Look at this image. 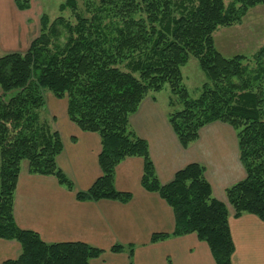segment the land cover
Instances as JSON below:
<instances>
[{"label": "trees", "instance_id": "obj_1", "mask_svg": "<svg viewBox=\"0 0 264 264\" xmlns=\"http://www.w3.org/2000/svg\"><path fill=\"white\" fill-rule=\"evenodd\" d=\"M32 1L14 0L18 10ZM65 0L76 22L44 13L40 32L26 52L0 58V239L16 241L22 252L3 264H91L103 251L85 243H46L34 231L18 227L14 197L23 162L29 173L55 177L74 191L58 166L64 146L58 131L41 112L45 93L68 101V117L80 130L101 137V177L78 201L113 200L127 204L132 194L115 186L117 167L128 158L144 161L142 187L158 194L173 210L172 234H154L158 243L171 236L196 234L210 247L216 264H233L236 247L227 204L213 196L204 166L193 163L161 184L148 142L130 129V117L151 93L166 85L183 105L169 122L183 148L200 138L208 125L221 122L237 133L246 178L226 190L235 218L245 214L264 222V91H254L264 78V46L258 67L248 76L246 58L224 57L214 34L242 22L264 0ZM62 38L65 41H62ZM198 61L209 83L192 99L182 68ZM114 246L112 252L122 253ZM133 250L130 249V252Z\"/></svg>", "mask_w": 264, "mask_h": 264}, {"label": "crops", "instance_id": "obj_2", "mask_svg": "<svg viewBox=\"0 0 264 264\" xmlns=\"http://www.w3.org/2000/svg\"><path fill=\"white\" fill-rule=\"evenodd\" d=\"M8 9L2 39L10 47L16 39L17 46L20 44L26 52L39 33L27 44V21L18 13L30 9L20 11L16 5ZM161 106L156 93L150 94L130 117V129L148 142L160 183H170L190 164L204 166L213 196L229 207L236 247L233 264H264V222L251 214L235 218L226 196L228 188L246 178L235 132L228 125L211 124L201 130L198 141L183 148L170 125L168 110ZM47 107L64 146L58 166L73 182L74 191L60 186L55 177L30 174L28 162H23L14 197L19 228L38 233L46 243H85L102 250L101 257L91 264H216L209 245L196 234L151 242L154 234L174 232L175 217L158 194L142 187L141 158H128L116 169V189L132 194L130 202L78 201L76 194L88 191L102 175L101 137L83 132L70 121L67 100L53 96ZM117 245L125 248L122 253L112 252ZM21 252L18 242L0 239V264L17 259Z\"/></svg>", "mask_w": 264, "mask_h": 264}, {"label": "rangeland", "instance_id": "obj_3", "mask_svg": "<svg viewBox=\"0 0 264 264\" xmlns=\"http://www.w3.org/2000/svg\"><path fill=\"white\" fill-rule=\"evenodd\" d=\"M64 1L65 0L32 1L30 11L24 14L18 13L21 20L24 19V21H27V31L29 32L27 33V38L29 40L25 41L27 44L38 35L40 30L39 19L43 13L48 14L52 21L63 15L70 22H76L75 17L70 10L63 13L60 12L59 7ZM78 1L81 11H85L83 0ZM9 5L15 7L13 0H0V58L9 52H24L20 44L17 46V40L15 38V41L10 40L11 42H14L13 47H10L8 44L9 42L5 43L6 41L4 42L2 39V25H5L4 19L5 15L9 13ZM15 15L17 14L15 13ZM19 31H21V29H19ZM214 40L217 49L224 57L232 58L238 55L244 56L246 58L244 66H248V76H253V72H255L258 67L256 56L259 50L264 46V6L260 5L249 9L246 16L242 18L240 24H236L230 28H219L214 34ZM62 41L64 42L65 39L62 38ZM182 73L184 77V85L187 88L190 97L192 99L198 98L203 86L209 83L208 78L200 69L198 61L195 58H191L189 63L182 68ZM258 89L264 91V78L255 83L254 91H257ZM52 97L53 95L51 93H45L47 104L45 109L41 112V118L42 121H47L50 127L54 130V123L50 117V108L47 107ZM156 98L157 101L162 104L161 108L168 110V117L169 114L183 109V105L180 103L179 98L172 94L168 85H166L160 93H156ZM214 124L224 123L217 122ZM233 131L235 132L234 129ZM235 134L237 138V133L235 132Z\"/></svg>", "mask_w": 264, "mask_h": 264}]
</instances>
